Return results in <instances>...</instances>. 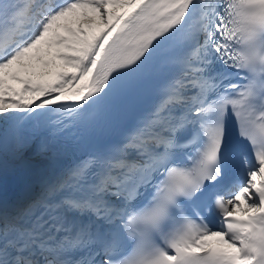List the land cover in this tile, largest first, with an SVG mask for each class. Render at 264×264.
I'll return each instance as SVG.
<instances>
[{
	"label": "snow or ice",
	"instance_id": "obj_1",
	"mask_svg": "<svg viewBox=\"0 0 264 264\" xmlns=\"http://www.w3.org/2000/svg\"><path fill=\"white\" fill-rule=\"evenodd\" d=\"M0 264H264V0H0Z\"/></svg>",
	"mask_w": 264,
	"mask_h": 264
},
{
	"label": "bare ground",
	"instance_id": "obj_2",
	"mask_svg": "<svg viewBox=\"0 0 264 264\" xmlns=\"http://www.w3.org/2000/svg\"><path fill=\"white\" fill-rule=\"evenodd\" d=\"M43 167L48 169V166H47L46 162H44V161H35L33 159L32 162H31V172L27 176L33 177L32 178L33 180H40L45 173L44 174L38 173V170L40 168H43ZM10 173H12V172L6 173L4 177H8ZM13 174H17V173H13ZM37 192H35V193H26L25 191L14 190L13 191V193H14L13 196H17V197H20V198H25V197H27V195H29V194H30V196L31 195H35Z\"/></svg>",
	"mask_w": 264,
	"mask_h": 264
}]
</instances>
